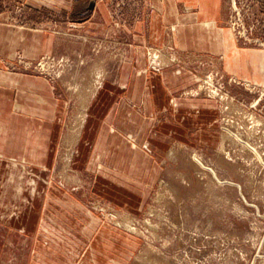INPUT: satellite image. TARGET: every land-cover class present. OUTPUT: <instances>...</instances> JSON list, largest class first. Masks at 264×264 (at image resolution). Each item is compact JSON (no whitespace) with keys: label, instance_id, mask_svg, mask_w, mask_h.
<instances>
[{"label":"rangeland","instance_id":"obj_1","mask_svg":"<svg viewBox=\"0 0 264 264\" xmlns=\"http://www.w3.org/2000/svg\"><path fill=\"white\" fill-rule=\"evenodd\" d=\"M205 1L237 52L146 45L193 77L156 108L111 81L148 0H0L11 68L65 111L45 163H0V264H264V0Z\"/></svg>","mask_w":264,"mask_h":264},{"label":"crops","instance_id":"obj_2","mask_svg":"<svg viewBox=\"0 0 264 264\" xmlns=\"http://www.w3.org/2000/svg\"><path fill=\"white\" fill-rule=\"evenodd\" d=\"M192 2L193 12L179 11L177 0H148L145 12L141 7L140 16L134 18L138 34H134L133 45L114 68L115 75L111 79L113 85L118 88H137L139 103H145V89L151 87L154 94L148 101L157 108L160 93L165 95L167 102L168 96L186 87L193 77L183 67H169L159 75H149L145 71L146 45H175L181 51L213 56L225 54L232 57L237 52L231 35L221 28V16L212 14L211 6L208 7L205 0ZM89 7L92 8L93 4ZM169 27L174 30L170 31ZM14 56L12 27L0 25V163H14L17 160L45 163L56 127V115L65 112L64 102L56 96L55 85L47 78L12 69L11 59ZM98 62H95L92 71L105 72V67H101ZM103 76L106 78L107 75ZM16 104L19 105L17 109ZM119 108L113 111L119 112ZM132 118L139 116L133 115Z\"/></svg>","mask_w":264,"mask_h":264},{"label":"bare ground","instance_id":"obj_3","mask_svg":"<svg viewBox=\"0 0 264 264\" xmlns=\"http://www.w3.org/2000/svg\"><path fill=\"white\" fill-rule=\"evenodd\" d=\"M104 208V207H103Z\"/></svg>","mask_w":264,"mask_h":264}]
</instances>
